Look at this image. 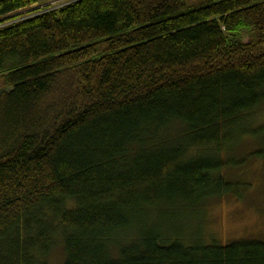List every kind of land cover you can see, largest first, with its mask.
Returning a JSON list of instances; mask_svg holds the SVG:
<instances>
[{
	"label": "trees",
	"instance_id": "1",
	"mask_svg": "<svg viewBox=\"0 0 264 264\" xmlns=\"http://www.w3.org/2000/svg\"><path fill=\"white\" fill-rule=\"evenodd\" d=\"M48 1L0 0V264H264L168 232L263 131L264 0Z\"/></svg>",
	"mask_w": 264,
	"mask_h": 264
},
{
	"label": "rangeland",
	"instance_id": "2",
	"mask_svg": "<svg viewBox=\"0 0 264 264\" xmlns=\"http://www.w3.org/2000/svg\"><path fill=\"white\" fill-rule=\"evenodd\" d=\"M73 1L76 0H49L43 6L59 8ZM1 85L0 80V89ZM255 113L257 118L251 126L260 128L264 126V107ZM262 130L259 138L249 132L228 152L230 161L223 172L236 186V191L195 206L180 205L175 218L168 222V232L192 241L202 239L222 245L264 241V128ZM257 151H262L261 157L254 155ZM56 258L54 255L52 259Z\"/></svg>",
	"mask_w": 264,
	"mask_h": 264
}]
</instances>
